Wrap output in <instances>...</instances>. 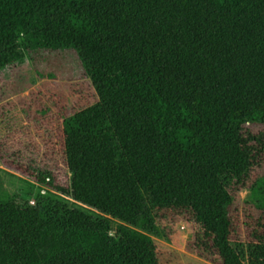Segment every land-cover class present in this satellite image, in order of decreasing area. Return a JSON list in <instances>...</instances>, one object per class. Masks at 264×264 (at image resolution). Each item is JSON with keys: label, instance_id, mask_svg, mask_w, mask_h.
<instances>
[{"label": "trees", "instance_id": "trees-1", "mask_svg": "<svg viewBox=\"0 0 264 264\" xmlns=\"http://www.w3.org/2000/svg\"><path fill=\"white\" fill-rule=\"evenodd\" d=\"M38 51H73L95 92L55 189L100 216L0 181V264H162L167 219L211 264H264V0H0V71Z\"/></svg>", "mask_w": 264, "mask_h": 264}, {"label": "rangeland", "instance_id": "rangeland-1", "mask_svg": "<svg viewBox=\"0 0 264 264\" xmlns=\"http://www.w3.org/2000/svg\"><path fill=\"white\" fill-rule=\"evenodd\" d=\"M96 100L73 51L26 53L22 62L0 71V152L51 184L34 182L0 161V181L10 195L30 205L43 196L94 218L100 216L55 189L65 187L70 178L62 152L63 120ZM248 196V191H241L237 205L242 207ZM118 224L111 219L110 235ZM158 231V236L151 237L162 254V264H211L190 249L192 228L182 219L164 220L158 223Z\"/></svg>", "mask_w": 264, "mask_h": 264}]
</instances>
